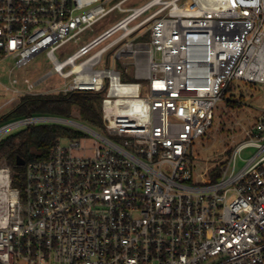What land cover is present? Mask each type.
I'll use <instances>...</instances> for the list:
<instances>
[{
    "label": "built area",
    "instance_id": "obj_1",
    "mask_svg": "<svg viewBox=\"0 0 264 264\" xmlns=\"http://www.w3.org/2000/svg\"><path fill=\"white\" fill-rule=\"evenodd\" d=\"M127 1L0 0L11 95L0 109L104 92L99 129L37 114L0 122V144L29 125L75 132L25 163L21 185L0 161V264H264V111L227 160L202 169L189 153L234 80L264 84V0ZM116 8L126 15L62 57ZM40 53L63 79L49 91L17 73Z\"/></svg>",
    "mask_w": 264,
    "mask_h": 264
},
{
    "label": "rangeland",
    "instance_id": "obj_2",
    "mask_svg": "<svg viewBox=\"0 0 264 264\" xmlns=\"http://www.w3.org/2000/svg\"><path fill=\"white\" fill-rule=\"evenodd\" d=\"M146 1L147 0H129L124 3L123 6H138ZM188 1L189 0H181L180 4ZM125 15L126 12H122L117 8L112 10L91 28L81 33L77 43L71 41L66 44L60 50L62 57L72 53L79 45L100 34L103 30L119 21ZM143 37L142 41L149 40V31L144 30ZM51 68L52 65L49 63L45 53H40L29 64L18 70L17 73L21 76L26 75L31 78H42L43 82L40 87L43 91H49L63 83V79L58 74H53ZM1 80L3 84L8 83L6 76H2ZM1 89L0 87V106L11 97L10 94L3 92ZM231 98L238 103V106L231 107L228 105L226 101ZM14 106L15 105L12 103L11 105L2 107L0 109V116L7 113V111ZM263 111L264 84L234 80L224 98L217 104L214 125L206 136L195 139L189 151L198 167L204 169L206 166H212L216 158L222 161L227 160L230 155V150L243 138V127L253 122ZM72 115L74 117L70 119L81 121L78 118L77 112H73ZM64 125L70 126L69 124ZM20 130L21 129L17 128L11 134ZM255 151V148L252 147L245 149L242 153L243 159L249 158ZM243 163V160H239L238 167H241ZM232 194L233 192H230L229 196Z\"/></svg>",
    "mask_w": 264,
    "mask_h": 264
},
{
    "label": "trees",
    "instance_id": "obj_3",
    "mask_svg": "<svg viewBox=\"0 0 264 264\" xmlns=\"http://www.w3.org/2000/svg\"><path fill=\"white\" fill-rule=\"evenodd\" d=\"M141 37L140 39H143ZM125 81H135L131 75L123 77ZM104 92H59L45 93L38 96H23L19 103L0 117V122L29 115H46L70 119L73 112L85 124L99 129L102 127V98ZM236 107L233 99L226 101ZM75 134L71 126L58 123L29 125L9 135L0 144V161L10 166L15 174V185L23 182L24 166L17 164L21 157L26 163L46 160L59 138Z\"/></svg>",
    "mask_w": 264,
    "mask_h": 264
},
{
    "label": "water",
    "instance_id": "obj_4",
    "mask_svg": "<svg viewBox=\"0 0 264 264\" xmlns=\"http://www.w3.org/2000/svg\"><path fill=\"white\" fill-rule=\"evenodd\" d=\"M25 160L21 157H18L17 158V164L20 165V166H24L25 165Z\"/></svg>",
    "mask_w": 264,
    "mask_h": 264
},
{
    "label": "bare ground",
    "instance_id": "obj_5",
    "mask_svg": "<svg viewBox=\"0 0 264 264\" xmlns=\"http://www.w3.org/2000/svg\"><path fill=\"white\" fill-rule=\"evenodd\" d=\"M190 8H193V5H191Z\"/></svg>",
    "mask_w": 264,
    "mask_h": 264
}]
</instances>
